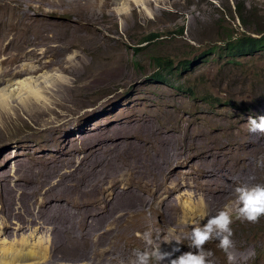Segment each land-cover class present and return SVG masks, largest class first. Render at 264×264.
Segmentation results:
<instances>
[{
    "label": "rangeland",
    "instance_id": "1",
    "mask_svg": "<svg viewBox=\"0 0 264 264\" xmlns=\"http://www.w3.org/2000/svg\"><path fill=\"white\" fill-rule=\"evenodd\" d=\"M57 1L64 2L69 19L79 23L78 31L88 42L70 49L57 48L58 65L51 66L49 71L42 67L54 54L50 48L53 44L50 40L40 39L42 42L38 46L33 45L34 54L23 56L22 53L29 50L25 48L28 41L41 35L38 26L43 28L46 21L59 24L66 22L67 16L52 13ZM90 1L100 3L101 0ZM32 5L40 9L35 19L43 18L44 22L36 23L33 18L24 27L18 24L0 26V94H11L6 102L9 109H5L1 115V123L6 124V132L0 137V196L4 198L11 192L9 183L18 180L16 177L24 171L30 176L38 177L43 184L48 179V185H56L55 190H61L65 185L62 173L73 168L77 160L74 151H78V156H81L85 148L80 147V143L94 137L97 132L95 130L113 132L123 128L118 140L134 143L138 135L139 148H147L146 157L141 158V164L149 165L147 160L150 159L152 162L149 166L153 167H142L140 171L143 174H153L155 169L153 175L167 185L174 177L172 182L175 185L172 183L168 186L171 190L177 188V183L186 182V185L180 186L182 189L179 192L173 193L172 198L177 197L181 205L185 203L189 212V203L205 204L203 211L207 212V216L196 217L193 214L192 219H204L205 224L207 218L219 211H229L233 220L231 228L234 246L228 253L218 247L216 240H211L204 246L218 259L215 264H264V216L255 223L240 219L234 191L240 184L249 182L251 177L255 178L252 183L264 184V133L249 132L247 124L249 116H264V50L235 59L213 51L223 47L229 38H239L242 35L257 37L255 32L264 28V0H116L110 7L114 11V23L106 25L107 27L98 24L81 25L79 7L74 4L73 9L69 0ZM69 32L72 33L73 30ZM67 40L68 38L59 40L58 45H65ZM158 59L161 65H158ZM58 66H63V72ZM19 68H28L32 74L21 79L16 77L17 80L10 86L7 82ZM113 71L117 72L114 78ZM2 73L6 74L3 76ZM157 74H162L164 80L154 79ZM55 79L62 82L61 91L57 93L58 96L51 94L47 98L52 102L54 97L60 101V97L72 110L80 105L75 113L72 112L73 116L67 114L66 119H63L46 114L40 121L29 116V106L26 104L20 110L24 103L21 104L17 98L20 90L17 82L34 86L39 83L45 85L47 82L46 85H49ZM28 99L29 97L25 99L26 102ZM47 104L50 105L48 102L40 105L45 107ZM56 110L59 111L57 108ZM65 120L69 122L62 125ZM20 122L24 125H18ZM83 123L84 129L77 131L78 125ZM150 123H154V128L150 127ZM49 129L57 131L49 132ZM194 129H199L198 134L203 130L202 132L213 136L211 149L208 148V155L203 157L209 160L212 167L204 168L195 163L203 154L193 155L199 152L195 148L196 137L202 139L200 135H191ZM165 134L169 140L168 145H164L165 153L161 154L159 136ZM181 134L185 140L180 139ZM107 160L112 166L121 167L115 158ZM85 162L87 161H84L83 166L87 164ZM159 163L164 164V167L157 165ZM37 166L40 168L36 170ZM166 169L172 174H166ZM210 171L214 173H207ZM198 176H203L200 184L197 183ZM214 187L218 190H230L228 199L216 203L215 199L218 198L216 192L212 191ZM20 191L16 187V192ZM102 210L107 214L104 215ZM112 211L109 208L100 210L101 215L106 218L113 215ZM55 213L57 218L52 220H45L39 213L26 218L43 219L47 225L55 221L80 224L83 221L81 218L77 219L75 214ZM2 216H9H0V228L7 226L5 232L9 235L12 227L3 221ZM108 224L109 222H100L97 230L108 227ZM155 224L157 221H154L153 225ZM40 225L41 231L18 235L20 238L25 236L31 239V242L47 236L46 245L52 244L48 246V258L54 260L53 246L64 244L61 243L60 236L49 234L51 231L44 232L45 229ZM62 227L58 233L66 231ZM147 227L148 224L145 231H149ZM0 231L3 232L1 229ZM145 231H134L135 239L124 242V236L115 235L111 239V245L107 242L103 248L93 240L90 245L67 253L65 258L69 260L65 261L71 263V260L78 261L83 257L90 262H98L102 249L113 248L115 245L132 253L135 249L144 250L145 244L137 234ZM18 235L6 240H19ZM29 235L32 237H28ZM52 236L54 241L50 239ZM171 244L168 247L179 246ZM190 245L186 252L195 251L190 249ZM255 248L258 253L253 252ZM129 261H123L122 264H129ZM36 262L42 264L43 260L37 258Z\"/></svg>",
    "mask_w": 264,
    "mask_h": 264
},
{
    "label": "bare ground",
    "instance_id": "2",
    "mask_svg": "<svg viewBox=\"0 0 264 264\" xmlns=\"http://www.w3.org/2000/svg\"><path fill=\"white\" fill-rule=\"evenodd\" d=\"M49 1L54 0H5V2L0 0V26H6V24H18L22 27L25 25L28 26L30 21L33 18L35 19V17L40 13V9H36L32 3H46ZM114 1L116 0H101L100 3H96V1L91 3L90 0H69V3H71V7L73 9L75 8L74 4L78 5L81 12V25L98 24L100 26L104 25V27H107L106 25L114 23V11L110 9ZM56 3L57 4L54 6L52 13H56L60 16H67V18L62 16L66 19V22L59 24L46 21L43 28L38 26V31L41 32V35L30 42L28 41V46L25 48H29V50L22 53L23 56L34 54V49H32L33 45L35 47L38 46L42 42L40 39L43 41H47V39L50 40V42L53 43L50 48L54 54L52 55V58L49 60V62L42 67L43 69L49 71L51 70V66L58 65L56 53L57 48L70 49L88 42V40L78 31L79 23L76 21L72 22V20L69 19L68 12L65 10V6L63 4L64 2L57 1ZM34 21H37L36 23H40L44 22V19H35ZM63 24L71 27L73 32H69L71 30L69 27L61 26ZM65 38H68L67 43L65 45H58L59 40H63ZM22 47H24V45ZM58 68L63 72V66H58ZM29 73L31 72L28 71V68L24 70L19 68L14 72L13 78L8 80L7 83L12 86V84L15 83V80H17L15 79L16 77L21 79L22 77L24 78V76H27ZM4 74L6 73H2L3 76ZM116 76L117 72L113 71L112 77L114 78ZM50 82L49 85H46V82L45 85L39 83V85L36 84L35 86L17 82L16 84L20 88L19 97L17 98L20 99L21 104L24 103L20 110H23L25 104L26 106H29V116H32L33 119H43V116H46V114H49V116L52 115L54 117L60 116L63 119H66L67 114L73 116L74 114L72 112L75 113L76 110L80 108V105L72 110L67 105V102H64L60 97H58L60 101H57L54 99L56 97H54L52 102H50L47 97L51 94L53 96H58L57 93L61 91L62 86V82L58 81L57 79L51 80ZM1 83L2 82H0V85ZM14 90H12V92ZM20 95L23 96L20 97ZM9 96H11V94H0V137L3 136L4 132H6V124L1 123V115L4 113L5 109H9V105L6 103ZM28 97L29 99L26 102L25 99ZM46 102H48L50 105L47 104L45 107L40 105L41 103L43 104ZM21 104L18 106H21ZM56 108L59 109V111H57ZM17 118L18 121H21L19 117ZM40 121L42 120L40 119ZM67 122L69 121L65 120L62 125H65ZM20 124L23 123L20 122L18 125ZM152 124L154 125V123ZM152 124L150 123V127L154 128ZM83 129L84 123L78 125L77 131H82ZM56 131L57 129H49V132ZM95 131L97 132L94 134V137L80 143V147H85L82 150L81 156H78V151H74V156L77 160L75 161L73 168L69 166L70 168L66 169L68 172L65 171V173H62V179H64L65 185H63L61 190H55L56 185H48V179H46V183L43 184L37 179L38 177L36 178L35 176H30L29 173L26 174L25 171L24 173L21 172L23 173L22 175L18 174L20 175L19 177H16L18 180L9 183L11 186V192L4 198L0 196V216L1 214L8 215V218L2 216L4 218L3 221L5 220V222L9 224L8 226H11L12 228H10L11 233L9 235H7L5 232L7 226H5V228H0L3 230V232L0 231V237L5 238L0 239V264H26L29 262H31L29 264H39L36 262L37 258L43 260L42 264H122L123 261L127 262L131 260L133 258V253L130 250L124 251L123 248H120L121 246L119 247L118 245H115L113 248L107 249L108 247H106L105 249H102L98 255V257L101 258L98 262H95L94 260L90 262L88 259L81 257L78 261L71 260L72 262L76 263H70L69 261V263H67L65 260L69 259L65 257L67 253L74 249H79L81 247L90 245V242L93 240L99 242L102 248L106 246L107 242L110 244L112 237L115 235L124 236V238L122 237L123 242L126 240H134L135 232L145 231L147 224V229H149L153 237L157 239V243L161 244L162 250L170 251L171 249H169L170 246L168 247V244L172 243L174 245L179 244L178 247L180 248L181 252H186V249L191 244L189 233L191 227L195 225L186 224L184 221L189 218L192 219L193 214L194 216L198 217L197 214L204 210L205 204L199 205L198 202L193 204L189 203V207L191 208V211L189 212L187 207H185V203L181 205L177 197H174L176 200L172 198L173 193L175 191L179 192L182 189L180 186L186 185V182L177 183V188L171 190V188L168 186H171L173 183L172 181L175 180L174 177L169 180L170 183L167 185L165 181H162L153 175L155 173V169L153 170V174H143L142 170L140 171L142 167L153 166H149L152 162L150 159L147 160L149 165L144 166L142 165L144 163L141 164V158L146 157L145 153L147 148H139L140 142L138 135H136V141L134 143H129L124 140H118V137L122 136L123 128H119L113 132H99L100 129ZM198 131L197 129H194L191 132L192 136H202V139L196 137L197 142H195V148L199 152L194 153L193 155L203 154L195 163L200 167L206 168L205 166L211 165L209 160L203 159V157L208 155L206 152L207 149H211V141L213 140V136L205 131L202 132L203 130H200L201 133L198 134ZM182 135L183 134L180 135V139L185 140L181 137ZM57 139L59 140L60 137H57ZM168 140L169 138L166 134L159 136V146L162 148L160 150L161 154L165 153L164 145L166 143L168 145ZM61 141L62 138L60 142ZM46 147L49 146L46 145ZM109 158H115L121 167L118 168L112 166L107 160ZM54 160H56V158ZM84 161H87L85 162L87 163L85 166H83ZM195 163L194 165H196ZM157 165L161 166L162 163ZM61 166L62 165L60 163V167ZM43 167L45 168V166ZM38 168L40 167L37 166L36 170ZM214 171H212V173L211 171L207 173H210L211 175L214 173ZM44 172L46 171L44 170ZM203 172L205 173V171ZM44 174L46 175V173ZM166 174L172 173L171 171L168 172L166 169ZM13 175L17 176L16 174ZM202 177L203 176H198L197 183H202V180L200 179ZM10 178L12 179L11 176ZM40 179H42V177H40ZM60 181L62 180L60 179ZM6 182L8 183V181ZM17 182L20 185L16 184ZM173 184L175 185V183ZM16 187L21 190L19 193L16 192ZM212 191L216 192V197L218 198L215 199L216 203H222L226 201L228 199V195L231 193L230 190H218L216 187L212 188ZM103 208H109L113 210V215H109L108 218L105 216L103 217L100 212V210ZM55 212H67L75 214L77 219L81 218L83 221L81 224L55 221L52 224L47 225L43 219L26 218L27 216L39 213L45 217V220L47 218L52 220L57 218ZM102 212H104V210H102ZM106 214L107 212L104 215ZM154 221H157V224L153 225ZM100 222H105V224L109 222L107 225L108 227L97 230V225ZM203 222L204 219L200 221L201 226L203 225ZM39 225L42 226L41 228L45 229V231L43 230L44 232L49 233V231H51L49 234L55 233L57 234V237H61L60 240H62L61 243L64 244V246L56 247L52 242L54 245L53 247H55L53 250L55 252L52 257L54 256L57 260H55V258L54 260L48 258V253L50 252V247L48 248V246H51L52 244L46 245L47 241H45V239L47 236L39 237L37 240L35 239L34 242H31L32 240L25 238V236H22L21 238L19 237L18 234L21 236V234H25V232H35L36 230H40ZM62 226L65 227L66 231L58 233L57 231L62 230ZM17 235L19 240H17V238L14 240H6ZM28 237L31 238L32 235H29ZM50 239L53 240V236ZM66 242H68L69 245H65ZM255 250L253 252H255ZM179 254V252L176 253V255ZM104 257L105 259H103ZM212 259L215 263L218 261V259H215L214 257H212ZM165 263L167 264V262Z\"/></svg>",
    "mask_w": 264,
    "mask_h": 264
},
{
    "label": "clouds",
    "instance_id": "3",
    "mask_svg": "<svg viewBox=\"0 0 264 264\" xmlns=\"http://www.w3.org/2000/svg\"><path fill=\"white\" fill-rule=\"evenodd\" d=\"M247 124L249 132L264 133V116H249ZM254 179L251 177L249 182L242 183L234 189L239 205L237 215L250 223H255L264 216V184L252 183ZM197 215L206 217L207 212L201 211ZM184 222L195 225L191 227L189 233L190 249L195 251L181 252L179 247H173L170 251L162 250L161 244L157 243L152 233L145 231L137 234L143 240L145 248L135 249L129 264H164L165 261L167 264H215L212 259L214 254L204 247L209 241H218V247L225 253L234 246L231 228L233 220L229 211H219L216 215L207 218V222L202 226L196 219L189 218ZM178 252L180 254L176 255ZM255 252L258 253L257 248ZM229 259L231 260L232 257L230 256Z\"/></svg>",
    "mask_w": 264,
    "mask_h": 264
},
{
    "label": "trees",
    "instance_id": "4",
    "mask_svg": "<svg viewBox=\"0 0 264 264\" xmlns=\"http://www.w3.org/2000/svg\"><path fill=\"white\" fill-rule=\"evenodd\" d=\"M255 33L257 37L242 35L239 38H229L223 47L216 48L213 51H218V55L223 54L225 57L230 59L251 56L258 51H263L264 28L262 30H258ZM158 63V65H161L160 61ZM154 79L164 80V76L162 74H157L154 76Z\"/></svg>",
    "mask_w": 264,
    "mask_h": 264
}]
</instances>
